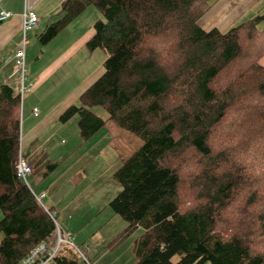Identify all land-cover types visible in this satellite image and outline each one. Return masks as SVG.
<instances>
[{"label": "trees", "instance_id": "trees-1", "mask_svg": "<svg viewBox=\"0 0 264 264\" xmlns=\"http://www.w3.org/2000/svg\"><path fill=\"white\" fill-rule=\"evenodd\" d=\"M91 6L103 17L86 46L107 52L105 71L59 120L78 116L86 141L109 117L142 140L113 173L123 188L109 202L127 222L122 235L144 228L135 264H264V14L205 29V0H64L40 44ZM23 100L0 87V264L56 233L18 174ZM51 264L84 263L69 246Z\"/></svg>", "mask_w": 264, "mask_h": 264}, {"label": "crops", "instance_id": "crops-1", "mask_svg": "<svg viewBox=\"0 0 264 264\" xmlns=\"http://www.w3.org/2000/svg\"><path fill=\"white\" fill-rule=\"evenodd\" d=\"M63 1L64 0H39L35 6V12L39 16L40 21L38 26L28 33L29 43L26 47L25 56V84L30 88L26 95L31 93L29 106H32V112L31 115H28L27 109H25L24 98L22 105L21 147L22 150L23 148L29 149V153L25 154L26 156L23 154V151L22 155L30 161L33 168L36 160L40 162L41 159H43L40 155L42 147L44 148L45 145L53 142L52 139L54 137H52V135H55V132L63 131L64 125L56 129H49L51 125L60 121L59 116L69 106L77 102L80 95L105 71L104 64H96L93 61L94 53L86 46L87 40L94 33V30L92 31L93 22L85 27V24L91 20V15L89 16V14H87V16H85L86 21L84 25L83 22L79 20L84 17L86 13L91 11V7L87 8L48 44L42 45L38 41L37 35L55 18V14L60 11ZM260 1L262 0H216L201 18L200 24L205 29L218 26L221 30H226L237 23L239 17L248 12L251 6H253V3H258ZM2 9L11 10L13 16L7 20L0 21V87L3 84L9 83L19 92L21 76L18 71L16 52L22 46L24 38V0H0V10ZM261 9H264V3ZM230 14L233 15L232 20L227 21ZM261 26L264 27V22H262ZM62 36L66 43L58 45L57 41ZM34 38L41 46H35L33 43ZM48 50L51 51V54L46 55ZM69 62L72 64L67 66ZM261 63L264 65V56L261 59ZM56 72L57 75L53 77V80L48 81L50 76ZM62 77H65V80L59 81ZM50 85L53 87L48 88ZM35 107L39 109V114L37 116L33 112ZM26 120L28 121L27 126ZM69 122H71V120ZM116 123L114 119L108 117L104 127L92 136L91 139H96L97 141L102 140L101 144L97 146L98 149L108 151L114 149L117 153L118 160H125L137 148H133L132 150L130 148H126L127 150L125 149V142H123V139L127 136L131 137L130 135L133 133ZM50 131H52V134L44 141H41L44 134L46 132L49 134ZM138 139L140 140L139 137ZM140 142L142 143V141ZM49 151L50 148H47L44 157H46L48 161L55 160L53 154L48 155ZM58 160L59 159H56L57 162ZM32 175L33 177L31 176V178H34V173ZM48 185L51 187L50 184ZM44 192L46 193L44 198L49 197V202L51 203V207L49 208L54 210L57 215L61 217L62 222L72 221L67 220L72 219L71 215H68L69 208L60 205V203L64 202L60 201L55 194L51 195L53 192L42 190L41 194ZM96 214L97 213H95V216ZM2 216L3 214L0 212V219ZM94 217H92L91 220ZM78 223L81 224V221H78ZM80 227H82V225ZM81 229H79V232ZM88 236L89 234L86 235V237ZM1 238L0 235V240Z\"/></svg>", "mask_w": 264, "mask_h": 264}, {"label": "rangeland", "instance_id": "rangeland-1", "mask_svg": "<svg viewBox=\"0 0 264 264\" xmlns=\"http://www.w3.org/2000/svg\"><path fill=\"white\" fill-rule=\"evenodd\" d=\"M215 2L216 0H205V4L209 5L208 10ZM263 3V0L253 3L249 11L239 17L237 23L248 20L258 14H264V9H261ZM87 14L91 15V20L85 24V27L92 22L94 24L96 20L103 17L98 9L91 6V11L79 19L83 22V25ZM232 16L230 14L227 21L232 20ZM93 24L92 31L94 30ZM33 43L37 47L41 46L35 38ZM57 43L58 45H63L66 41L62 36L58 39ZM92 52L94 53L93 61L96 64H104L107 52L101 48ZM49 54H51L50 50L47 51L46 55ZM71 64L69 62L67 66ZM55 75H57V72L53 73L48 81L53 80ZM64 80L65 77L59 79V81ZM51 87L53 86H48V88ZM30 100L31 93H28L24 100L28 115H31L32 112V106H29ZM91 109L101 116H108V111L103 106L97 105L91 107ZM77 122L78 116H74L71 122L63 123L57 121L51 125L49 129H56L64 125L63 131L55 132V135H52L54 137L52 139L53 142L45 145L44 148L42 147L40 155L43 159L40 162L35 161L34 178L29 176V185L37 194H41L42 190L53 192L51 195L55 194L60 201L64 202L60 203V205L69 208L68 215H71L72 219L67 220L72 221L63 223L59 215H57V221L64 230H71L73 232L74 241L78 246L91 247L93 251L90 254L92 264H135L134 243L143 233L144 228L139 227L128 236L122 235V232L126 229L127 222L120 215L116 214L109 205L111 199L123 188V185L113 177V173L122 165L123 160H118L114 149H110V151L98 149L97 146L101 144L102 140L97 141L90 138L91 140L84 141ZM27 124L28 121L26 120V126ZM46 134L47 132L41 138V141L47 139L52 134V131ZM130 136L123 139L125 149L130 148L132 150L133 148H138L142 144L140 142L142 140H139L135 134H131ZM218 146L221 147L220 145ZM47 148H50L48 155L53 154L55 160H46L44 155ZM22 151L24 155L29 153V149L27 148H23ZM56 159H59L58 166L53 171H48V165L56 163ZM178 167H181L182 171L189 175L186 159H180ZM43 199V205L56 213L49 208L51 207L49 197ZM186 201L189 202V198H186ZM95 213H97L96 216ZM92 217L94 218L91 220ZM78 221H81V224ZM81 225L82 227H80ZM79 229H81L80 232ZM87 234H89L88 237H86ZM69 246L67 243L62 244V248ZM178 259L179 256L174 257V261ZM202 264H211V262L207 261Z\"/></svg>", "mask_w": 264, "mask_h": 264}, {"label": "built area", "instance_id": "built-area-1", "mask_svg": "<svg viewBox=\"0 0 264 264\" xmlns=\"http://www.w3.org/2000/svg\"><path fill=\"white\" fill-rule=\"evenodd\" d=\"M39 0H24V14H23V32L24 38L22 46L16 52L18 71L21 76L20 94L22 99L25 98L26 93L30 90L25 84L26 80V47L29 43L28 33L30 30L36 28L39 24L40 18L35 12V6ZM13 16L11 10H0V21L7 20ZM34 114L38 115V108L33 109ZM18 174L28 181L29 176H32L34 168L27 158L21 154L17 164ZM45 193L39 194L37 199L42 203ZM46 210L51 214L56 223V233L54 238L43 241L37 244L31 252L24 257L18 264H51L53 263L56 255L62 249V244L67 243L74 247L80 254L84 264H92L91 260L85 253V249L78 246L74 241V234L71 230H64L56 219V213L52 212L48 208ZM90 248L87 246V250Z\"/></svg>", "mask_w": 264, "mask_h": 264}]
</instances>
